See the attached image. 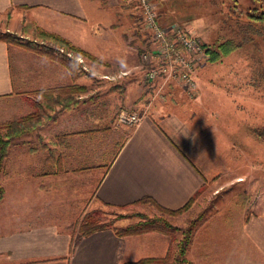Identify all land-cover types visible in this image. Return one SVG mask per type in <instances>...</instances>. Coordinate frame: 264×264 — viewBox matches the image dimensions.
I'll return each instance as SVG.
<instances>
[{"label": "crops", "instance_id": "crops-1", "mask_svg": "<svg viewBox=\"0 0 264 264\" xmlns=\"http://www.w3.org/2000/svg\"><path fill=\"white\" fill-rule=\"evenodd\" d=\"M161 1L160 18H171L172 1ZM110 4L106 0H0V27L27 36L40 27L111 68L116 57L126 52L121 43L126 37L119 27L122 13ZM10 45L0 40V102L7 104L0 116L5 119L31 112L39 99L32 93L35 89L68 84L86 89L75 105L8 144L0 170L4 190L0 264H121L163 256L171 243L168 234L118 236L103 229L78 238L71 223L96 202L126 206L150 196L176 209L209 182H216L224 159V117L237 116L238 106L233 107L229 101L234 99L215 87L217 78H205L209 62L195 71L200 85L196 93L188 95L171 81L157 104L139 112L137 123L121 126L114 119L116 113L105 132L96 126L101 115L95 112L87 70L72 77L64 65L45 58L33 66L19 50L12 55ZM80 54L76 53L84 59V64L77 61L81 70L85 64L94 67L96 61ZM236 122L228 128L236 130ZM111 146L116 149L104 160L102 154ZM217 187L212 193H218ZM227 208L224 217L222 207L216 205L211 218H202L188 260L191 264H264V215L250 213L238 220L241 209L233 203Z\"/></svg>", "mask_w": 264, "mask_h": 264}, {"label": "rangeland", "instance_id": "rangeland-1", "mask_svg": "<svg viewBox=\"0 0 264 264\" xmlns=\"http://www.w3.org/2000/svg\"><path fill=\"white\" fill-rule=\"evenodd\" d=\"M106 1L122 13L118 20L119 27H121L120 30L124 32L126 37H123L121 41L125 45L124 48L126 50H124L126 52H124L121 58L114 55L116 57L114 67L106 68L102 63L103 61L96 58L94 67H89L85 64L86 68L83 69V71H88V82L93 87L92 95L94 96L93 102L96 107L95 112L101 115L99 119L96 118L95 120L96 126H102L105 132L108 131L106 128L110 126L111 115H116L117 113V116L113 118L119 123L117 119L120 115L126 116L132 112H137L138 114L139 112H148L152 108V105L157 104L155 102L164 93L163 90L166 84L171 82H163V79L160 78L152 82L146 80L147 64L142 62L141 51L149 48L150 37L140 28L138 22L139 14L135 2L132 0ZM171 1L173 4L172 8H174L171 13L172 17L165 18L162 16L163 19L158 14L162 24L183 25L192 33L198 35L202 42L210 48L214 47L216 42L227 38H232L238 44L236 49L221 59L210 62L206 61L209 62L208 67L210 68L209 72L204 75L205 78H217L216 82L219 84L215 87L220 89L222 93L229 94L230 98L234 99L232 102L229 101L233 107H235V104L238 106L237 114L231 109L232 113L237 116L229 117L227 120L224 117L222 128L224 159L222 168H220L221 171H218L216 182H209L205 189L196 193L192 201V203L194 202L192 208L189 209V206L180 214H161L149 202H137L126 206H110L96 202L93 206L89 207L88 211L97 210L100 220L106 222L109 226L118 227L137 222L140 219V214L146 216V218L162 215L173 225L181 227L186 226L189 220L203 211L192 230L189 249L192 239L199 232L202 218L204 216L206 218L213 216L214 213L211 212L213 206L222 207L223 214L221 216L224 217L226 216L225 211H227V207H230L232 203L237 205L241 209L239 210L238 220L239 217L241 220L242 215L245 216L250 213H261L264 215V139L259 132L264 130V23L262 21L250 22L245 14L246 10L252 6L257 8L259 5H262L264 7V0H236L235 5L233 0ZM155 2L158 9L162 1L155 0ZM164 21L169 22L164 23ZM115 30L118 31V28ZM0 31L8 30H3L0 27ZM121 32L118 31L117 36L122 34ZM12 33L20 37L21 41L30 39L33 35V31L28 36L23 34L24 32ZM16 50H19L25 58L29 57L30 60H26L31 61L33 66H35V62L45 59L58 65H63L59 61L36 54L34 51L11 43V53ZM67 54L74 59L75 57H79L80 59L77 58L78 60L75 61H82L84 64L82 56H78L73 52H68ZM194 80L197 90H199L200 85L195 77V73ZM186 93L192 95L188 92ZM6 105V102H0V111H6ZM17 113L20 114L21 112L17 111ZM4 116H0V122L6 120ZM235 120H237L236 130L228 128V125L235 123ZM119 124L126 127L133 125L121 122ZM109 135L110 132L108 133V138L110 137ZM25 136L27 137L28 135ZM115 149L114 146L106 149L102 154L103 159L105 160L107 156L112 155ZM251 161L253 166L250 164ZM218 185L221 186L217 187ZM214 186L218 189V193L216 194L212 193ZM64 192L65 196L66 191L64 190ZM63 208L66 209V206ZM186 210L187 212L185 213ZM88 211H85L84 214ZM205 211H207V214H204ZM68 214L70 217H74V214ZM84 214H80L78 218L83 217ZM79 221H72L71 229L73 231L78 229ZM151 232L161 235L166 234L147 230L128 235H141ZM181 235L182 230L180 229L175 230L170 235L171 247L181 238ZM186 254L187 262L183 264H191Z\"/></svg>", "mask_w": 264, "mask_h": 264}, {"label": "trees", "instance_id": "trees-1", "mask_svg": "<svg viewBox=\"0 0 264 264\" xmlns=\"http://www.w3.org/2000/svg\"><path fill=\"white\" fill-rule=\"evenodd\" d=\"M233 1L235 5L236 0ZM245 14L250 22L254 23L262 21L264 23V7L262 5H259L257 8L252 6L246 10ZM19 38L20 37L10 31H0V40L9 44H17L27 50L34 51L36 54L61 62L70 72L72 77L83 72V70L77 65L78 63L75 59L67 54L68 52L81 53L87 55L94 61L97 60L82 49L72 45L65 38L37 26H35L33 35L30 39L21 41ZM237 47L238 44L235 43L232 38L218 41L214 44V47L211 48L206 46L208 53L207 61L219 60ZM85 89L86 88L83 85L68 84L64 86L33 90L32 93L39 97V99L35 102L34 109L31 112L12 116L0 122V170L2 161L7 153L8 144L13 138L36 130L41 125L53 119L58 112L75 105L79 101V94ZM259 132L264 139V130ZM3 193V187L0 185V200L3 197ZM195 195H193L184 205L176 209L166 208L158 204L150 196H144L133 203L149 202L161 212V214L176 215L180 214L191 205ZM202 213L203 211L199 212L196 217L188 221L186 226L181 227L173 225L162 215L146 218V216L142 214H140V219L137 220V222L127 226L118 227L109 226L106 222L100 220L98 211L93 210L86 212L80 219L78 223L77 237L80 238L106 228H110L118 236L140 233L147 230H154L171 235L175 230L180 229L182 230L181 238L177 240L174 246L168 247L163 256L140 258L135 261H125L121 264H183L187 262L185 254L191 241L192 230ZM74 243L75 239H72L70 250L73 248Z\"/></svg>", "mask_w": 264, "mask_h": 264}, {"label": "built area", "instance_id": "built-area-1", "mask_svg": "<svg viewBox=\"0 0 264 264\" xmlns=\"http://www.w3.org/2000/svg\"><path fill=\"white\" fill-rule=\"evenodd\" d=\"M139 14L138 22L149 35V48L141 51L142 62L147 64V81L157 78L163 82L175 81L190 94L197 91L194 80L196 69L208 59L206 46L198 35L183 25L162 24L155 0H132ZM78 59H80L78 57ZM140 120L136 112L119 116V123L135 124Z\"/></svg>", "mask_w": 264, "mask_h": 264}]
</instances>
